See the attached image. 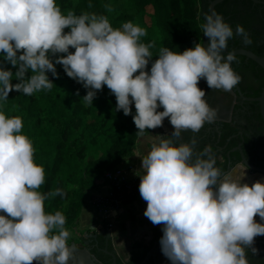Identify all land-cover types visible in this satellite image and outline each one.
I'll use <instances>...</instances> for the list:
<instances>
[{"label":"clouds","instance_id":"9594fccd","mask_svg":"<svg viewBox=\"0 0 264 264\" xmlns=\"http://www.w3.org/2000/svg\"><path fill=\"white\" fill-rule=\"evenodd\" d=\"M204 19L207 46L194 42L182 52L162 47L152 60L155 42H142L147 31L132 21L114 28L105 15L65 14L56 0H0V101L13 90L26 96L51 91L48 73L58 77L60 64L87 89L86 107L104 86L124 115H132L134 103L132 118L141 135L168 118L171 135L152 136L151 148L136 154L144 216L162 226L163 255L171 264H249L247 251L255 253V238L264 235V223L255 219L264 221V181L243 182L246 167L236 175L222 173L206 152L195 154V139L176 142L183 132L197 133L215 118L198 87L201 79L209 89L224 91L240 81L231 67L235 56L224 55L232 27L219 15ZM235 34L243 37V27L237 25ZM22 129L21 117L0 110V264H68L73 249L66 217L44 208L46 199L66 193L39 191L45 170L35 162L33 142Z\"/></svg>","mask_w":264,"mask_h":264},{"label":"trees","instance_id":"16d2710c","mask_svg":"<svg viewBox=\"0 0 264 264\" xmlns=\"http://www.w3.org/2000/svg\"><path fill=\"white\" fill-rule=\"evenodd\" d=\"M56 3L65 14L72 10L77 15L83 12L105 15L114 28L127 21L143 22L144 17L149 15V33L141 40L146 44L155 42V47L150 49L152 60L158 58V51L162 47L182 52L193 47L194 42L203 44L200 0H56ZM106 5H111L113 11L108 12ZM3 66L11 68L13 73L16 71L8 63ZM57 73L58 77L48 73L54 83L51 91L26 96L13 90L7 101H0V110L9 117L22 118V132L33 142L34 160L45 170V183L39 191L47 194L60 188L66 193L63 198L56 196L46 199L44 208L48 213L61 211L66 217L65 228L68 230L82 213L86 192L97 188L98 180L113 166L133 156L140 137L152 129L146 130L143 135L138 133L132 118L135 114L134 103L132 115L126 116L123 111H117L116 98L107 86L97 93L93 104L86 107L82 97L87 89L68 77L60 64ZM27 75L30 76L31 72ZM17 82L13 76L12 83ZM261 92L256 90L254 95L260 96ZM260 120L263 121L262 117ZM236 133L238 130L227 124L222 135L217 136L219 141L216 139V143L219 149L223 147V151L217 150L212 154L216 166L222 170L227 168V162L220 163L217 157L222 155L225 160L228 158V150L236 146L238 140L227 141ZM250 141L246 139L247 144ZM208 145L213 150L214 144L207 143L201 149V154L206 152L210 157ZM250 150L255 154L254 147L250 146ZM144 254L134 248L129 258L130 264H139Z\"/></svg>","mask_w":264,"mask_h":264},{"label":"flooded vegetation","instance_id":"af4514ba","mask_svg":"<svg viewBox=\"0 0 264 264\" xmlns=\"http://www.w3.org/2000/svg\"><path fill=\"white\" fill-rule=\"evenodd\" d=\"M212 1L200 0L202 25L205 23V15L210 14L209 7ZM215 11L234 31V36L228 41L224 55L237 49H244L264 57V0H223L215 6ZM237 25L243 27V37L235 34ZM231 67L240 76L239 83L232 90H211L204 79H201L198 84V87L205 90L208 104L216 111L214 120L206 122L197 133L183 132L180 141L176 140L177 143H181L195 139L196 155L201 154V149L207 143L214 144L213 150L211 145L207 148L210 157L215 159L212 153L217 150L223 151V147L219 149V144L216 143L217 136L222 135L227 124L236 128L238 133L230 136L227 142L236 139L238 144L228 150L226 160L222 155L217 157L220 163L227 162L225 170L218 167L226 175L238 166L243 169L246 167L242 162L239 147L242 148L251 165L264 168V122L260 120L262 117L260 106L258 102L246 99L258 97L254 95L256 90H263L264 67L241 54L235 55ZM246 139L251 141L247 144ZM250 146L255 148L256 151H253L255 154L251 152ZM245 171L250 176L254 174L264 176L248 167ZM255 219L257 222L264 223L258 215ZM101 231L97 232L96 227L89 228V231L84 232L79 238L68 240L69 246L73 249V256L70 257L68 264H80V262L81 264H130L129 261L124 262L120 257L111 235L106 233L102 235ZM263 241L264 235L257 236L254 243L257 251L255 253L251 249L247 251L249 264H261L264 261ZM143 252L145 254L139 264H171V261L161 251L160 241L155 247L147 248ZM33 264H38V262Z\"/></svg>","mask_w":264,"mask_h":264},{"label":"crops","instance_id":"0c3cea01","mask_svg":"<svg viewBox=\"0 0 264 264\" xmlns=\"http://www.w3.org/2000/svg\"><path fill=\"white\" fill-rule=\"evenodd\" d=\"M172 131L173 127L169 119L165 118L161 127L152 129L148 134L140 137L134 155L121 161V163L128 168V174L130 176H136L140 179V175L142 174L141 158L136 154H144L151 148L153 142L152 136H170ZM180 139L181 137L178 141H180ZM242 171L243 168L238 166L228 175H236L237 173H242ZM257 180L264 181V176L260 174L250 176L245 171L243 182L251 185ZM109 192L110 187L103 182V178L98 180L97 188L86 192L85 206L77 221L80 230L84 229V232H87V228L96 227V231L98 232L106 227L101 219V213L94 208L92 200L96 195H106ZM146 207V202L139 195L124 207V210H122L123 217L119 218L110 229L114 245L124 262L129 261L131 252L134 248L140 252L147 250V248H153L158 244L163 235L162 226L153 225L144 216Z\"/></svg>","mask_w":264,"mask_h":264},{"label":"built area","instance_id":"2783aa9c","mask_svg":"<svg viewBox=\"0 0 264 264\" xmlns=\"http://www.w3.org/2000/svg\"><path fill=\"white\" fill-rule=\"evenodd\" d=\"M102 178L110 187V192L94 196L92 204L101 213L104 225L111 229L116 221L123 217L124 207L140 195V179L130 176L128 168L121 162L108 170Z\"/></svg>","mask_w":264,"mask_h":264},{"label":"water","instance_id":"95a60500","mask_svg":"<svg viewBox=\"0 0 264 264\" xmlns=\"http://www.w3.org/2000/svg\"><path fill=\"white\" fill-rule=\"evenodd\" d=\"M222 1L223 0H213L211 2L210 7H209L210 8V14L217 15L216 11H215V6L217 4H219L220 2H222ZM208 42H209L208 38L204 36L203 45L207 46ZM230 53L233 54L234 56L238 55V54L245 55V56L251 58L252 60L256 61L258 64H260L261 66L264 67V57H260V56L254 54V53H252L250 51H247V50H244V49H237V50H234V51H232ZM228 54H226L225 56H227ZM246 99H248L250 101H256V102L259 103L261 116H262V119H263V122H264V88H263L262 93H261L260 96L254 97V98H246ZM238 149L241 151L242 162H243V164L246 167L250 168L253 171H257V172H260L261 174H264V168L251 165L249 163V161L246 159L242 148L239 147ZM105 233L108 234V235H111V230L106 227L103 231H101L102 235L105 234ZM155 259H156V257H155ZM80 264H81V262H80Z\"/></svg>","mask_w":264,"mask_h":264},{"label":"rangeland","instance_id":"374dc122","mask_svg":"<svg viewBox=\"0 0 264 264\" xmlns=\"http://www.w3.org/2000/svg\"><path fill=\"white\" fill-rule=\"evenodd\" d=\"M148 11L151 12L152 9L149 8ZM150 23H151V21H150V16H149V15H146V16L144 17L143 22L138 21V20H137L136 22H134V24H137V25H139L140 27L146 29L147 34L149 33V29H148V27H149ZM58 66H59V64L56 65V70H57ZM14 69H15V68H14ZM15 70H16V69H15ZM77 221H78V220H77ZM79 227H80V226H79V225L77 224V222H76V223L74 224V226H72L70 229H68V231H69V233H70L68 240H70V239H77V238H79L80 236H82V234H84V229L80 230ZM87 230L89 231V228H87ZM33 263H34V262H33Z\"/></svg>","mask_w":264,"mask_h":264}]
</instances>
